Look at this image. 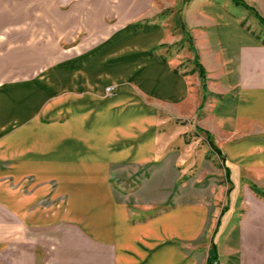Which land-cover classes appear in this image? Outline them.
Masks as SVG:
<instances>
[{
	"label": "crops",
	"instance_id": "1",
	"mask_svg": "<svg viewBox=\"0 0 264 264\" xmlns=\"http://www.w3.org/2000/svg\"><path fill=\"white\" fill-rule=\"evenodd\" d=\"M179 2L0 0V264H209L210 249L212 264H264V196L252 188L264 193V42L244 14L230 9L233 0H190L183 7L210 92L221 96L211 121L221 132L216 145L231 191L210 235L215 249L199 261L190 246L202 208L189 202L138 220L109 194L106 219L76 213L72 195L82 193L72 185L91 167L154 153L148 140L135 149L109 150L105 142L102 151L119 126L130 131L128 115L149 114L123 110L126 92L100 105L108 87L127 84L197 111L195 73L174 70V62L152 51L167 29L146 21ZM86 34L107 38L90 56L83 54ZM243 163L254 172L250 182H242ZM51 179L58 180L55 189ZM67 191L71 198L53 205V195Z\"/></svg>",
	"mask_w": 264,
	"mask_h": 264
},
{
	"label": "rangeland",
	"instance_id": "2",
	"mask_svg": "<svg viewBox=\"0 0 264 264\" xmlns=\"http://www.w3.org/2000/svg\"><path fill=\"white\" fill-rule=\"evenodd\" d=\"M172 1L176 3L180 1L179 6L164 9L161 13L150 15L152 17L146 20L149 24L163 23L167 29L166 40L152 51L160 53L164 60L174 62V70L180 73H195L197 111L192 113L187 111L188 106L185 110L179 105L166 104L150 96H144L138 89L127 84H119L118 88L108 87L111 88L106 89L109 95L102 99L100 105L104 104L108 98H114L116 91L126 92L130 97L125 100L126 103L120 102L123 104V110L132 106L133 110H139V112L146 109L149 114L148 116L133 114L131 117L128 115L124 123H130V131L121 132L125 126H119L120 130L117 129L116 137L102 141L104 149L102 151L118 149L123 145H132L135 149L138 144L148 140L150 144H153L154 153L150 152L148 157L142 160L123 158L105 164L102 160L100 163L103 165L99 168L91 167V170L95 171L86 172L85 178L75 180L72 187L78 186L79 193L83 195L73 194L72 197L78 201L79 209H76L78 210L76 213L79 216L90 217L91 215V218L97 220L106 219L108 216L109 194L117 204L126 206L129 215L138 220L150 218L157 212L170 210L178 204L189 202L196 205L197 209L202 208V217L197 226L196 239L191 241L190 246H194L198 260L201 261L205 259L207 251L212 246L210 235L221 210L226 208V191L231 183L227 180L223 159L212 149L207 141L206 132L202 130H210L214 142L220 146L221 132L211 120L212 106L221 96H214L210 92L207 76V88L204 89L203 79L195 63L197 50H193V47L196 48V40L183 10L184 6L189 5L190 0ZM246 1L255 5L264 17V0ZM230 9L244 14L245 25L258 32L264 42V25L252 11L235 3L230 5ZM96 37L93 34L85 35L86 48L83 53L85 56H90L103 42H106V36H100L101 42L96 41ZM72 53L80 54L81 51L69 54ZM36 70L40 72L41 68L37 67ZM89 101L86 100L87 103ZM120 122L121 118L118 115L117 124ZM100 126L101 133L106 134L105 119L100 121ZM105 142L110 145V148L105 146ZM103 157L104 154L101 158ZM240 166L242 182L244 180L250 182L254 174L252 168L245 163ZM237 175L236 165L233 164L231 177L236 178ZM50 185L55 189L58 187V180L51 179ZM244 185L242 183L241 186ZM64 197L71 198L70 192L67 195H53V205L60 201L59 198ZM73 217L77 218L75 214Z\"/></svg>",
	"mask_w": 264,
	"mask_h": 264
},
{
	"label": "trees",
	"instance_id": "3",
	"mask_svg": "<svg viewBox=\"0 0 264 264\" xmlns=\"http://www.w3.org/2000/svg\"><path fill=\"white\" fill-rule=\"evenodd\" d=\"M186 1H189V0H186ZM234 1V3L236 4V5H239V6H243L244 8H246L247 10H250V11H252L253 13H254V15H255V17L259 20V22L261 23V24H263L264 25V17L260 14V12L257 10V8L256 7H254V6H252V5H250L246 0H233ZM193 50H195V47H193ZM196 65L198 66V68H199V72H200V76L202 77V79H203V83H204V89H206L207 88V83H206V69H205V67L203 66V64L199 61V57L196 55ZM203 130V129H202ZM203 131H205L206 132V134H207V141H208V143L210 144V146L212 147V149L219 155V157L220 158H222L223 159V155H222V152H221V150H220V148L216 145V143L214 142V140H213V137H212V135H211V133L209 132V131H206V130H203ZM226 172H227V180H228V182H230L231 183V179H230V171H229V169L228 168H226ZM252 188L254 189V191L256 192V193H258V194H260V195H262V196H264V193H263V191L259 188V187H257L256 185H252ZM231 191V187L228 189V193ZM225 210V209H224ZM215 246L213 245V248H212V250H214L215 248H214ZM211 257H212V259L210 258V262H209V264H212V260L213 259H215V256L211 253Z\"/></svg>",
	"mask_w": 264,
	"mask_h": 264
},
{
	"label": "built area",
	"instance_id": "4",
	"mask_svg": "<svg viewBox=\"0 0 264 264\" xmlns=\"http://www.w3.org/2000/svg\"><path fill=\"white\" fill-rule=\"evenodd\" d=\"M111 88H108V90H110Z\"/></svg>",
	"mask_w": 264,
	"mask_h": 264
}]
</instances>
